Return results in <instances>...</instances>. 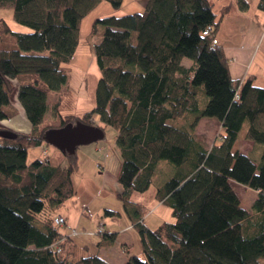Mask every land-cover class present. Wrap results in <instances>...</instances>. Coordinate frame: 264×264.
I'll return each instance as SVG.
<instances>
[{
  "label": "trees",
  "instance_id": "16d2710c",
  "mask_svg": "<svg viewBox=\"0 0 264 264\" xmlns=\"http://www.w3.org/2000/svg\"><path fill=\"white\" fill-rule=\"evenodd\" d=\"M107 1L116 10L124 3ZM236 1L241 11L252 3ZM91 3L0 0L23 29L0 21V121L17 115L11 102L16 95L33 127L29 134L0 128V264H112L90 254V244H78L76 230L61 231L64 215L59 214L65 217L61 227L55 225L57 215L45 216L77 195V153H64L68 167L48 157L28 160L31 148L48 144V133L77 122L117 131L123 188L118 197L143 252L129 255L126 264H264V150L255 167L236 149L243 138L264 146V87L255 85L254 76L243 81L231 75L217 39L230 6L217 19L209 0H148L140 11L96 19L91 30V37L100 38L94 47L101 73L96 105L81 116H63L57 103L60 125L44 126L48 95L67 83L65 65L77 51ZM257 8L264 12V0ZM204 118L222 124L210 148L196 139ZM162 161L175 171L157 198L171 208L174 221L150 229L143 206L130 197L150 188ZM232 180L257 191L255 217L241 206ZM97 234L101 238L92 245L97 250L117 241L118 233L105 224Z\"/></svg>",
  "mask_w": 264,
  "mask_h": 264
},
{
  "label": "rangeland",
  "instance_id": "374dc122",
  "mask_svg": "<svg viewBox=\"0 0 264 264\" xmlns=\"http://www.w3.org/2000/svg\"><path fill=\"white\" fill-rule=\"evenodd\" d=\"M213 1L216 3V12H220V3L223 1L224 3L226 2V6H230V9L226 12L230 15L229 17L236 16L234 13L239 10L236 0H232L234 8H232L231 12L232 5L228 0ZM91 2L88 11L83 13L80 26V43L77 51L70 63L65 65V72L68 78L67 83L60 91H52L49 93V110L44 125L58 126L61 123L60 117L54 113L53 109L54 105L57 103L60 104L59 111L63 116L69 114L81 116L96 105L95 92L101 73L97 66L94 47L96 43L100 42V38L91 37L93 22L96 19L105 16H123L132 13L135 10L140 11V9H137V7L134 6L135 4L133 0H124L122 7L118 10L114 9L111 3L107 0H91ZM257 2L258 0H252V7L254 9L256 8ZM226 6H224L222 10H224ZM1 9L2 11L9 10L13 12L10 8ZM243 14L245 17L250 16L249 13ZM251 16L253 15L251 14ZM262 24L264 23L262 22ZM225 29L229 30L232 28L230 25L225 24ZM222 30L223 28H219V36L223 33ZM235 39L236 37H231V40ZM260 52L261 55L264 56V43ZM262 56H259L258 59H262ZM185 63L190 64L191 61L186 60ZM186 123H188V121ZM203 123L204 124L196 135V139L206 148H210L219 137L222 129L220 130V124H218V128H215L214 130L216 133H213L212 129L209 127L211 124L206 122ZM246 131L247 128L245 126L241 133V138ZM116 136L117 131L114 128L105 127V138L103 140L89 145L80 146L77 151L78 168L73 174V181L79 192V200L82 199L81 202H84L87 205L83 207L82 204H80L79 208L84 211V215H82L83 221H81V224L76 227L78 228V232H88L92 235H80L78 238H74V240L82 245V243H87L85 240L88 239L90 240V243L88 244L91 245L89 250L90 254H99V256L112 264H126L129 255L143 257L140 236L138 231L132 225L130 217L127 215L123 202L118 197V194L114 191H107L103 188V171L97 167V160L91 154L95 148L99 149L101 148L100 146L104 144L106 146V149L102 152L104 158L106 156L107 158L105 159L110 161L111 164H114V167H112L110 172L113 174L120 172L122 159L120 153L119 156H116L118 153L115 144ZM46 147L50 151L52 162H58L61 158H65L58 148L50 145H47ZM236 149L240 151L241 154L250 156L252 163L256 167L261 161L264 146L253 144L250 140L243 138L238 141ZM33 157L34 155L31 152L29 162H31ZM116 161H118L117 167H115ZM106 169H108V166H106ZM174 171V167L168 162H160L150 188L145 192H133L130 197L132 202L143 206V221L150 229H156L164 222L174 221L171 208L167 205L160 204L157 198L158 189L163 187L164 184L174 176ZM232 183L234 190L237 192L241 200V206L249 212L251 217H255L253 205L258 197L257 191L233 180ZM87 202H91V204L88 206ZM106 210H112L116 213L115 215L110 216L106 213ZM59 212L65 213V210L60 208L57 213L53 214H50V212L47 211L45 216L54 217L59 215ZM72 220V218L68 220L69 227L72 226ZM103 224H105V229L108 232H117L118 236L117 241L114 244L115 246L109 249L110 251L106 252L104 250L99 253L92 245L97 240H100L101 235L97 234V230L98 227ZM68 232L70 231L68 230ZM80 253L83 254V251L80 250Z\"/></svg>",
  "mask_w": 264,
  "mask_h": 264
},
{
  "label": "crops",
  "instance_id": "0c3cea01",
  "mask_svg": "<svg viewBox=\"0 0 264 264\" xmlns=\"http://www.w3.org/2000/svg\"><path fill=\"white\" fill-rule=\"evenodd\" d=\"M133 1L135 4L134 6H136L137 9H140V10L144 9L148 4V0H133ZM209 2L211 3L213 7L214 12L217 14V19H219L223 13L222 8L226 6V2L225 3L224 1L222 3L219 2L221 5L220 12H216L215 10L216 3L213 0L212 1L209 0ZM228 2L232 5L231 10H230L231 12L232 8H234L233 7L234 3L232 0H228ZM252 4L253 3H251L250 8L247 12H242L240 10H237L234 13L236 16H233V17H229L230 16L229 14L224 13L221 19L220 25H219V28H223L222 30L223 33L221 34V36H219V31H218L217 39L219 40V44L223 45L225 48L226 55L229 59V68H230L231 75L234 78H239V79H242L243 81L247 80L251 76H254L255 85L258 87H264V56H262L260 52V49L264 43V24H262V22L264 23V12L260 11L257 8L258 2L256 4L255 9L252 7ZM135 11H138V10H135ZM243 13H249L250 16L245 17ZM251 14L253 16H251ZM0 20L6 21L9 24V26L15 31H18V30L23 31L21 27L15 24L12 11H9V10L2 11V9L0 8ZM225 24L230 25L232 29H229V30L225 29ZM231 37H236V39L231 40ZM259 56L260 57L262 56V59H258ZM13 85L16 89H18L20 86V81L18 80L13 81ZM11 102H12V105L17 110V115L14 116L13 118L0 121V128L9 129L14 132L24 133V134L31 133L33 129L32 124L28 120L24 109L18 102L16 95H13ZM47 102H48V99H47ZM48 105H49V102H48ZM203 122L211 124L209 125V127L212 129L213 133L215 132L214 131L215 128L216 129L218 128V124H220V130L222 129V124L216 119L204 118L200 120L197 126V129L195 132L196 135L198 134V131L201 128V126L204 124ZM44 126H52V125L46 124ZM179 126H182V125L180 124ZM47 145L53 146L49 143L48 144L43 143L41 146L31 148L28 153V160L32 152L34 157L32 158L31 161L35 159L43 160L45 159V157H48L50 161L52 162L50 151L46 147ZM100 147L101 148L99 149L95 148V150L91 154L97 160V167L101 169V171H103V179H104L103 188L107 191H114L116 194L119 195L123 191L121 184L118 182L119 172L116 174H113L112 172H110L112 167H114V164H111L110 161H107L105 159L107 158L106 156L104 158V154L102 152H104V150L106 149V146L103 144ZM78 149L79 147L76 149L75 153H77ZM62 154L64 155L63 152ZM116 156H119V150ZM54 163L61 165L63 167H68L69 165L66 157L61 158L60 161L54 162ZM117 165H118V161H116L115 167H117ZM106 166H108V169H106ZM78 195H79V192L77 191V195L74 198H72L70 201H67L62 206L61 209L65 210V213L59 212V214H62L66 217L67 225L64 227V229L62 228L61 230L64 234H70L72 230H76L78 232L77 230L78 228L76 226L81 224V221H83L82 215H84V211H82L79 208V206L80 204H82V206L85 207L87 204L84 202H81L82 199L79 200ZM87 203H88V206L91 204V202H87ZM160 204H163V203L160 202ZM70 218H72L73 220H72V226L69 227L68 220ZM68 230L70 232H68ZM80 235L90 236L91 234H89L88 232H81V233L79 232V235L76 236V238H78ZM85 241H87V243H82V245H86V244L89 245L88 243H90V240L87 239ZM114 246L115 245L100 249L98 250V252L100 253L101 251H104V250L108 252L110 251L109 249L113 248Z\"/></svg>",
  "mask_w": 264,
  "mask_h": 264
},
{
  "label": "water",
  "instance_id": "95a60500",
  "mask_svg": "<svg viewBox=\"0 0 264 264\" xmlns=\"http://www.w3.org/2000/svg\"><path fill=\"white\" fill-rule=\"evenodd\" d=\"M104 137L105 132L100 127L77 122L76 124L69 123L48 133L46 141L63 153H75L78 147L96 143Z\"/></svg>",
  "mask_w": 264,
  "mask_h": 264
},
{
  "label": "built area",
  "instance_id": "2783aa9c",
  "mask_svg": "<svg viewBox=\"0 0 264 264\" xmlns=\"http://www.w3.org/2000/svg\"><path fill=\"white\" fill-rule=\"evenodd\" d=\"M211 31V28H208V30L205 31V34H209ZM214 44H217V41L214 40ZM54 222H55V225H57L58 227H61L65 224V217H63L62 215H57L55 218H54ZM74 235L76 234L75 232L73 233Z\"/></svg>",
  "mask_w": 264,
  "mask_h": 264
},
{
  "label": "bare ground",
  "instance_id": "6f19581e",
  "mask_svg": "<svg viewBox=\"0 0 264 264\" xmlns=\"http://www.w3.org/2000/svg\"><path fill=\"white\" fill-rule=\"evenodd\" d=\"M27 76V75H26ZM21 80V79H20ZM87 125V124H86ZM94 126V125H93ZM104 130V129H103Z\"/></svg>",
  "mask_w": 264,
  "mask_h": 264
}]
</instances>
